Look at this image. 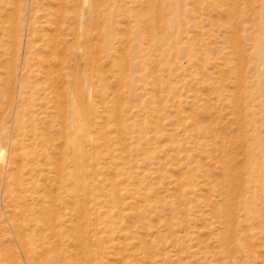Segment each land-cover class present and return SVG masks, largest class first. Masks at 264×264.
<instances>
[{"label":"rangeland","instance_id":"rangeland-1","mask_svg":"<svg viewBox=\"0 0 264 264\" xmlns=\"http://www.w3.org/2000/svg\"><path fill=\"white\" fill-rule=\"evenodd\" d=\"M0 264H264V0H0Z\"/></svg>","mask_w":264,"mask_h":264},{"label":"bare ground","instance_id":"bare-ground-1","mask_svg":"<svg viewBox=\"0 0 264 264\" xmlns=\"http://www.w3.org/2000/svg\"><path fill=\"white\" fill-rule=\"evenodd\" d=\"M2 153H3V152H2V151H0V158H3V155H2Z\"/></svg>","mask_w":264,"mask_h":264}]
</instances>
